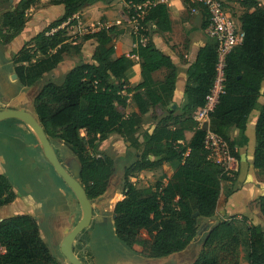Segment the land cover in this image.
I'll return each mask as SVG.
<instances>
[{
	"label": "trees",
	"instance_id": "trees-1",
	"mask_svg": "<svg viewBox=\"0 0 264 264\" xmlns=\"http://www.w3.org/2000/svg\"><path fill=\"white\" fill-rule=\"evenodd\" d=\"M49 1L64 5V13L34 37L32 46H23L13 59L24 86L34 85L60 66L70 50L72 37L68 27L76 23L75 14L100 0ZM11 3L0 0L4 12L0 35L4 43L11 42L24 30L28 10L39 0H20L14 9L10 8ZM240 3L246 8L240 17L243 42L227 55L225 93L220 96L209 122V128L229 143L236 157H239L236 151L239 142L231 139L229 131L237 128L242 139L248 140L245 135L248 117L256 108L264 81V7L257 0H240ZM251 8L254 10L249 11ZM147 22L155 23L157 30L170 31L168 5L153 3L145 17L144 23ZM207 23L208 18L205 26ZM124 32L125 29L112 25L86 34L84 41L97 42L91 59L81 60L66 73L62 83L46 82L35 97L34 107L44 130L65 141L77 156L80 182L90 199L106 193L114 175V159L93 153L113 132L142 150L132 165L133 171L181 162L162 190L148 195L136 188L127 171L122 188L124 198L116 203L114 210L116 234L123 243L142 256L163 258L196 242L200 217L214 216L227 204L231 193L223 190L222 183L233 177L209 158L204 145L206 130L193 119L195 111L206 104L217 76V46L211 40L201 47L187 70L188 79L196 85L186 87L187 120L182 122L171 107L178 67L151 39L144 43L133 33L135 46L130 55L114 57L112 41ZM133 56L142 59L143 81L128 87L126 71L134 64ZM162 67L168 68L165 79H154L153 72ZM128 94L138 108L131 116H125L119 109L127 104ZM159 104L168 108V115L141 141L136 135L140 118ZM171 120L174 123L168 124ZM184 122L189 125L183 126ZM187 130L194 131L190 141L186 138ZM254 167L264 175V105L256 123ZM16 197L10 180L0 173V207L14 202ZM259 205L264 215V196L260 197ZM239 224L235 218L216 223L203 238V250L192 264H242L244 244L248 264H264L263 227L245 223L243 229ZM0 264L64 263L51 253L36 218L19 214L0 221Z\"/></svg>",
	"mask_w": 264,
	"mask_h": 264
},
{
	"label": "rangeland",
	"instance_id": "rangeland-1",
	"mask_svg": "<svg viewBox=\"0 0 264 264\" xmlns=\"http://www.w3.org/2000/svg\"><path fill=\"white\" fill-rule=\"evenodd\" d=\"M19 1L11 0L10 8L14 9L17 7ZM104 1L107 2L109 0ZM136 1L142 2L143 0ZM124 2L123 6H121L122 9L120 7L117 8L120 15L116 14L117 11L113 14L115 16L118 15V19L122 18L124 11L129 17L131 16L129 0H124ZM228 5L232 7L231 12L237 18L241 10L232 4ZM34 8L36 9V5L28 10L27 15L29 14V17L27 16V21L32 18L30 13L34 12L32 10ZM2 10L0 7V30H3L4 21V12ZM61 14L62 11L59 8L50 6L44 18L46 26L60 17ZM81 19H83V23H75L76 26L68 30L69 35L72 37L71 46L70 50L65 53L63 62L57 69L46 74L42 80L26 87L25 94L23 92L24 87H20L19 84H12L8 87L7 85L18 81L10 78L11 72H16V65L13 59L23 46L33 45L35 30L25 37L17 38L16 36L9 43H4V38H1L0 35V82L7 84L4 86V92L0 96L1 107L12 106L17 103V100L13 98H26L25 105L31 109L27 113L36 118L40 124L34 107L36 94L48 81L62 83L69 70L79 64L81 60H89L90 55L94 52L95 46L89 47L87 56L82 52V46L85 42L83 39L86 34L92 32L99 25L97 22L86 23L82 16ZM75 21H78V19L75 18ZM121 25L124 26L122 29H126L129 32H133L135 29L133 21L124 20ZM146 32L148 33L146 29L142 30V34ZM124 40L130 47L129 36H125ZM163 111L161 116L155 114V117H152L151 114L140 118L136 130V135L140 140H145L150 134L149 130L153 132L154 128L161 124L168 115V108ZM174 111V115L180 117L182 122L187 120L186 113L178 111V107L174 108ZM170 123H174L173 120L168 121V124ZM182 124L183 126L189 125L188 122ZM42 129L46 138L50 141L55 157L60 161L63 168L76 181L81 183L79 174L80 162L70 146L56 135L51 134V132H46L43 127ZM111 134L93 153L97 156L108 155L114 159V175L106 193L95 199L88 197L90 220L72 240L70 244L72 253L85 264H191L196 261L203 250L202 239L191 243L185 250L173 253L170 256L150 258L142 256L139 251L131 249L118 238L114 224V210L116 203L124 198L122 188L127 171L130 175L129 179L135 184L136 188L148 195L162 190V186L168 182L175 170L170 166H166L168 163H164L154 170L133 171L132 165L142 150L134 147L130 141L126 140L118 132H113V136ZM22 141H29L32 143V147L30 149L22 147ZM35 143L39 145L40 150H38ZM0 145H2V150L0 151V173L9 177L17 195V201L9 208H3L1 215H33L40 226L41 235L54 257L62 260L64 264H75L66 255L64 245L68 235L76 229L78 224L85 221L86 215L79 194L50 161L46 154L45 146L35 130L33 128L29 129L27 125H24L20 117L10 116L0 119ZM21 155L22 157H20ZM245 225L244 223L239 224L243 229ZM241 257L242 264H248L247 246L245 244L242 246Z\"/></svg>",
	"mask_w": 264,
	"mask_h": 264
},
{
	"label": "crops",
	"instance_id": "crops-1",
	"mask_svg": "<svg viewBox=\"0 0 264 264\" xmlns=\"http://www.w3.org/2000/svg\"><path fill=\"white\" fill-rule=\"evenodd\" d=\"M223 1L226 3L227 7L229 6L228 4H232L233 6L238 7L241 10H239L240 12L237 18L235 17L241 26L240 17L241 14L246 10V8L241 5L240 0ZM257 1L259 2V5L261 7H264V0ZM49 2V0H41L40 3L36 5V9H32L34 10L33 13H30L32 14V18L30 19V21H27L24 30L17 36V38H20L21 36L25 37L31 34L34 30L35 32L33 36H36L39 32L43 31L46 28V22L44 21V18L46 17L47 10L50 6L57 7L62 11V14L64 13V5H56L51 4ZM124 3V0H109L107 2L104 0H100L94 4L87 5L81 11L75 14L74 18L78 19V21H76V24L79 21L83 23V19H81L82 16V18L85 19L86 23H98L99 26L93 29V31L106 29L112 25H117L120 29H122L124 26L121 25V23H123L124 20L132 22V20L125 11L122 15V18L118 19V15H120V13L119 11H117V8L120 7L122 9L121 6H123ZM154 3H165L168 5L172 29L170 31H160L156 29L155 23L148 22V33L144 35L143 42L147 43L151 39L161 51L171 57L173 64L178 67V78L176 81V89L174 92V103L171 105V107L172 109L178 107V111L184 112V105L186 102V87L188 85H196L194 82L188 79L187 70L189 66L195 61L200 48L205 46L206 44L211 43V39L205 32V22H207L208 18L207 9L203 5L202 0H154ZM231 8L232 7L229 8L230 11ZM253 10L254 8H251L249 11ZM115 11H117L116 14H118L116 16L113 15ZM66 24L67 23H65L63 27ZM76 24L74 23L70 25L68 27V30L72 27L74 28ZM132 33L133 32H129L125 29L124 33H121L114 37L112 41V45L115 47L116 50L114 57L130 55L131 51L135 46ZM125 36H129L130 38V47L126 44L124 40ZM90 46H95L96 48L97 42L95 40H87L83 43L82 52L85 53V55L87 54ZM91 57L92 55H90L89 59H91ZM132 58L134 60V64L126 71V75L130 81V85L128 87H135L143 81L141 67L142 59H140L138 56H133ZM13 73L14 72H11L10 78H12L11 75ZM167 73L168 68L162 67L161 69L153 72V77L156 80H164ZM2 84L4 83L0 82V96L4 92V86L7 85ZM12 84H19L20 87H24L23 92L25 94V88L28 86H24L19 81V79L14 83L8 84L7 87L11 86ZM122 93L126 94V91L123 90ZM128 97L129 98L127 100V104L125 106H119L120 111H122L125 116H131L134 113L138 112V108L133 102L131 94H128ZM13 99L17 100V103L12 106H0V113L7 112L10 110H23L26 112H29L31 110L25 105L26 98ZM263 105L264 81L261 85V94L257 100L256 108L250 113L248 117L247 128L245 131V135L247 136L248 140L245 142L244 139H242L241 132L237 128H231L229 131L231 139L239 142V145L236 146V151L239 155V157H237L238 165L233 180H224L222 183L223 190H231V193L227 204L224 207L218 209L214 216L210 218L200 217L198 240H203L207 232L216 223L221 222L223 220H229L231 218H235L238 223H246L249 226L259 224L264 229V215L259 205L260 197L264 196V175L260 174L258 170L254 167V152L256 146V123ZM164 109L165 107L159 104L152 107L150 111L147 114H144L143 116L145 117L151 114L152 117H155V114L161 116V114H163L164 112ZM21 119L24 125H27L29 129L32 128L31 125L25 119ZM149 132L151 134L152 130H149ZM193 134V130H187V141L191 140ZM111 135L113 136V133ZM141 141L144 140L141 139ZM31 144L32 143H30L29 141L21 142L22 147L26 149H30L32 147ZM35 144L38 150H40L39 145L37 143ZM1 150L2 145H0V151ZM20 157H22V155ZM180 164L181 162L174 161L168 163L166 166H170L176 171ZM16 201L17 197L14 202L0 207V221L4 218L10 217L2 216V209L7 207L9 208ZM245 218L246 221H244ZM198 240L196 242H198ZM60 261L62 262V260Z\"/></svg>",
	"mask_w": 264,
	"mask_h": 264
},
{
	"label": "built area",
	"instance_id": "built-area-1",
	"mask_svg": "<svg viewBox=\"0 0 264 264\" xmlns=\"http://www.w3.org/2000/svg\"><path fill=\"white\" fill-rule=\"evenodd\" d=\"M208 13V23L205 32L208 37L216 43L218 53L217 76L214 85L207 96L206 104L195 111L194 119L202 125L210 122V115L219 103L220 96L225 93V73L227 55L239 44L243 42V30L227 7L223 0H202ZM154 3L152 0H129L128 4L131 13L130 19L135 23L133 34L141 36L143 41L144 34L142 30L148 29V22L145 17L150 6ZM81 24V22H78ZM204 145L209 153V158L220 165L223 172L234 177L237 170L238 158L233 154L229 143L220 135L213 132L210 128L206 130Z\"/></svg>",
	"mask_w": 264,
	"mask_h": 264
},
{
	"label": "water",
	"instance_id": "water-1",
	"mask_svg": "<svg viewBox=\"0 0 264 264\" xmlns=\"http://www.w3.org/2000/svg\"><path fill=\"white\" fill-rule=\"evenodd\" d=\"M12 79L14 80H18V74L16 72H14L11 75ZM37 95V94H36ZM36 97V96H35ZM35 100V99H34ZM10 116H17V117H21L23 119H25L30 125L31 127L35 130V132L38 134L40 140L42 141L43 145L45 146L46 149V154L48 156V158L50 159V161L54 164L55 168L58 170V172L67 180L71 183L72 187L75 189V191H77V193L79 194V197L83 203L84 206V211H85V221L81 222L80 224H78V226L76 227V229L70 234L68 235V237L66 238L65 241V245H64V251L66 253V255L69 257L70 261L72 263L75 264H85L84 262L80 261L71 251L70 249V244L72 242V240L74 239L75 235L81 231L84 227V225L86 223H88V221L90 220V216H89V201H88V196L84 190V188L82 187L81 183H79L78 181H76L73 176L66 171L62 164L60 163V161H58V159L55 157L52 147L50 146V141L46 138L45 133L42 129V126L38 123V121L36 120V118H34L32 115L28 114L26 111L23 110H10L7 112H1L0 113V119L2 118H6V117H10ZM202 128L204 130H207L209 128V122H205L202 125ZM80 172V171H79ZM80 174V173H79ZM198 213H196L195 215H197ZM60 261V260H59ZM194 262V261H193ZM192 262V263H193ZM63 263V262H62ZM191 263V264H192Z\"/></svg>",
	"mask_w": 264,
	"mask_h": 264
}]
</instances>
